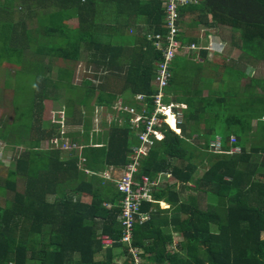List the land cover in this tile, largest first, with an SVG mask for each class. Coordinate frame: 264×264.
I'll list each match as a JSON object with an SVG mask.
<instances>
[{
	"label": "trees",
	"instance_id": "16d2710c",
	"mask_svg": "<svg viewBox=\"0 0 264 264\" xmlns=\"http://www.w3.org/2000/svg\"><path fill=\"white\" fill-rule=\"evenodd\" d=\"M163 8L164 0H0V42L5 45L0 60L7 57L20 62L30 51L29 64L22 67L26 71L21 75L35 86V96L25 99L26 103L9 101L14 114L0 120V141L15 161L0 185V195L12 194L0 204V264H132L119 242L122 195L114 184H103L101 175L108 167H125L130 162V148L138 141L128 115L122 116L121 125L113 120L106 134L95 132L92 121L97 109L104 117L116 102L138 107L135 94H144L148 112L153 110L151 83L162 57L147 34L166 33ZM178 14L181 24L182 18L191 17L190 29L225 26L237 31V47L252 43L256 49L253 58L264 63V0H192L180 6ZM134 15L145 17L146 29H132ZM71 19L78 22L76 27L68 26ZM179 40L191 44L197 37L192 33ZM82 54L93 69V79L76 99L68 63L77 64ZM36 55L37 64L33 61ZM200 55L204 62L199 64L194 63L193 53L175 56L166 91L179 84L182 71L189 76L200 71L210 77L219 63L206 62L204 50ZM50 64L58 68L54 78L47 72L54 84L44 82L37 72L38 67L51 68ZM60 87L65 95L64 106H60L66 117L65 132L60 120L48 123L51 108L47 103L58 98L45 93ZM211 87L207 81L191 89L183 102L174 101L186 105L180 133L163 124L159 128L162 140L154 141L139 162L136 180L140 175L156 180L162 173L172 180L157 191L154 186L152 192L154 200L166 202L169 209L157 202H143L142 212L155 211L147 221L133 225L132 243L142 252V264H264V101L249 96L229 103ZM203 89H208V96L201 95ZM126 93L132 101L123 100ZM215 95L217 99L210 103ZM14 104L21 108L19 112L12 108ZM211 106L214 114L209 115L206 112ZM25 117L31 119L30 127ZM67 117H73L80 128L72 131ZM16 121L24 128L14 126ZM201 123L207 125L205 130L199 127ZM26 130L29 133L23 140ZM193 135L204 142H188ZM215 136L220 138L219 153L210 151L209 142ZM54 138L59 146L51 143ZM43 141L47 147L42 149ZM65 141L75 147L61 148ZM21 145L22 153L13 159L15 147ZM234 147L240 152L233 155L229 152ZM197 167L203 171L193 178ZM191 183L195 194L187 196ZM85 194L90 197L87 203L82 201ZM167 212L170 219L158 218ZM168 222L172 228L165 230ZM171 231L181 237L173 251L168 250ZM102 235L114 243L104 247ZM116 250H120L118 255Z\"/></svg>",
	"mask_w": 264,
	"mask_h": 264
},
{
	"label": "rangeland",
	"instance_id": "374dc122",
	"mask_svg": "<svg viewBox=\"0 0 264 264\" xmlns=\"http://www.w3.org/2000/svg\"><path fill=\"white\" fill-rule=\"evenodd\" d=\"M3 1V0H2ZM138 7V6H136ZM138 9V8H137ZM207 17V19L210 17L208 13H204ZM140 19H145V17H140V16H135L134 15V20L131 22V27H133L132 29L134 31L138 30L139 27V22L137 20ZM183 19V23L181 25V30L183 28H186L187 26V22L190 21L191 17L190 16H185ZM141 24V23H140ZM78 25V22H76L75 19H71L68 21V26L70 27H76ZM143 29H146V27H144ZM129 33H132L131 31H129ZM193 33V35H195L196 37L199 38V40L202 42H204V40L206 39V44H202L204 47L201 48L202 46H197L199 47V49L195 50L192 49V51L189 54H197L201 49H206L204 51H206L208 54L210 55H206V62H209L211 64H217L219 62V65L215 66L214 68H212L209 76L210 77H206V75L204 73H201L200 71L195 72L196 74L194 75L191 74L190 76L188 75L187 71H182L181 77H183L182 79H177V82H179L178 85H172V89H173V95L172 97L169 96V99L174 102V101H181L183 102V100L185 99V96H187L188 92L191 91V87L193 88H199L202 84L206 83L207 81L209 82V86L212 85L213 87V83L214 81H218V86H216L215 88L217 89L216 91H220L219 94L221 96L225 97V100L229 103H233L234 101H239V100H243L246 97L250 98H254L256 97V99H261L262 101H264V66H263V62L260 60H256L253 58L252 54L256 55V49L255 47H253L252 43H249L247 45V47H243V49H239L236 45L239 44L240 46V40H239V33L233 29H230L228 27L225 26H217L216 28H204L201 27L200 30L197 29L196 32H191L190 31H185L184 36L187 38L189 37L191 34ZM233 42L235 43V46L233 44ZM45 44L49 45L48 43V36H45ZM3 47H5V45L0 42V52H3ZM233 48L236 51L238 49V51L235 54L233 53ZM31 56V52L30 51H26L24 53V57L22 58V60L20 62L15 61V60H11L7 57H4L0 60V66H5L4 68H0V85L2 86V90L6 93V95L1 96L0 95V120H4V119H11L13 116V112L10 108V104L9 101H12V99L14 101H17L19 104H24L26 103L25 99L27 98H31L35 96V86L32 83L30 78H25L24 76L22 77L21 72L26 71L24 68H22L23 66H27L29 64V60L27 58H29ZM86 55L82 54L81 55V61L78 62L77 64H75L74 62H69L68 63V68L73 72V78H72V83L73 85H75L76 87V99L81 98L82 95V90L84 88H87L85 86L87 81H90L93 79L92 76V68L88 67L87 65V61H86ZM34 59V56H33ZM34 62H36L37 64V55H36V59L33 60ZM204 61L203 58L201 57H194V63L199 64V62ZM224 61L228 64V65H223ZM56 64V63H55ZM55 65L51 66V68H46V69H42L38 67L37 72L41 73V77L43 78L44 82L47 83H52L54 84L56 81L51 80L50 78H54L55 74L53 72ZM8 69V70H7ZM50 71V78H47V72ZM238 72H242L244 74V76L240 77ZM251 72L253 74H251ZM180 73V71H179ZM26 74V73H24ZM23 74V75H24ZM58 74V73H57ZM246 75V76H245ZM6 77V79H5ZM195 78H196V82H195ZM238 79V80H236ZM258 79L261 80V82H258ZM232 80V81H230ZM234 82H239V84L234 83ZM255 83V85H254ZM232 85V86H231ZM52 88V87H51ZM47 96H51L53 97L54 95L57 96L58 100L56 102H52L47 103L50 108H51V118L50 121L48 123H52L55 124L57 121L61 120L62 122V129L64 130V132L66 131V117L63 114V108L60 106H64V101H65V95H64V91L62 90V88H56V89H50L45 93ZM208 89H203L202 90V96H208ZM218 95H215L213 100H210V103H214V100L217 99ZM69 98V97H67ZM66 98V99H67ZM125 99H129L131 100V94L126 93L123 96V100ZM5 99H8L6 102L4 101ZM174 99V100H173ZM3 101L5 103H3ZM69 101V100H68ZM125 101V100H124ZM132 101V100H131ZM135 101V100H134ZM254 102V100H252ZM122 107L123 106H127L128 108H132V107H136L134 105L131 104H126L123 101H120ZM29 104V103H28ZM174 104V103H173ZM120 104L119 102H116L112 105V108L114 107H118ZM91 106V105H89ZM17 107L16 104L13 105L12 108ZM254 107L257 108V105L254 104ZM175 111H178L179 107L177 108V106L175 105ZM16 109V108H15ZM36 109V107H35ZM76 109H80L79 106H76ZM21 110V108L17 107L16 112H19ZM235 111L238 110V108H234ZM76 112V111H75ZM207 114L212 115L214 114V110H213V106H211V109H209L207 112ZM87 116V112L85 113ZM75 118L78 117V111L74 114ZM118 116V113L116 112V110H113L111 112H109L107 115H105L104 117L101 116L100 111H95L94 114V118L92 121V128H94L95 132H99V133H105L108 132L109 129V125L110 123ZM67 118H71L68 120V124L70 126V122L74 125L75 123H73L74 118L73 117H67ZM168 118V117H167ZM102 121V122H101ZM167 123L176 130L175 128V124H173L172 120L170 121L167 120ZM184 121L183 116L181 115V123ZM24 122L26 124H29V127L31 126V119L29 117H25L24 118ZM47 122H44V126H49ZM254 124V123H253ZM72 126L71 130H75V129H79L80 125L75 124V126ZM119 125H121V121L119 122ZM17 126V128H24V126H21L17 121L15 122V125ZM207 125H205L204 123H201V125L199 126L202 130H205V127ZM27 127V126H26ZM253 127V126H252ZM188 129V128H187ZM134 135L138 134L140 131L138 129H132ZM214 131V130H213ZM178 132V131H177ZM202 132V131H201ZM29 133L27 130L25 132H23L22 135V139H26V134ZM194 137V139H187L188 142L194 144V145H199L202 144L204 142V139L200 136L199 138H195V136L193 135L192 138ZM219 136H215L214 137V141H210L209 142V146H210V151H212L213 153H219L220 150H216L215 148L211 147V144H217L218 138ZM235 141V138L232 137L230 139V141ZM2 143L0 141V185L2 184V178H4L7 173L10 170L14 169V160H10V155L11 152L9 153V158L7 159V154L5 151L2 150ZM54 145V143H53ZM47 144L45 141L42 142L41 144V148H46ZM218 147V146H217ZM23 145L21 146H16L15 150L13 151V159L15 156L19 155L22 153L23 151ZM221 149V148H220ZM232 151H234V153H231ZM231 154H235V149L231 148L230 152ZM175 162V161H174ZM177 162V161H176ZM205 168V166H204ZM202 169L197 167V171L194 174V177H198L201 173H202ZM259 171V170H258ZM166 181H169L170 179H165ZM193 183H191L189 185V189L187 192V196L192 193L195 194L193 192ZM159 188H163V185H159ZM11 193L7 192L5 196L0 195V204H3V201L6 198H11ZM85 201V200H83ZM214 227V226H213ZM47 232V228L44 229ZM215 230V227L214 229ZM177 237V236H176ZM262 237L264 238V234L262 235ZM177 239H179V237H177ZM37 244L33 245V248L36 249ZM105 247H109V246H105ZM174 248V247H173ZM176 249V248H175ZM120 250H116L115 252H119ZM117 262V260L115 261Z\"/></svg>",
	"mask_w": 264,
	"mask_h": 264
},
{
	"label": "built area",
	"instance_id": "2783aa9c",
	"mask_svg": "<svg viewBox=\"0 0 264 264\" xmlns=\"http://www.w3.org/2000/svg\"><path fill=\"white\" fill-rule=\"evenodd\" d=\"M191 1L192 0H164L163 28L166 29V33L164 35L159 33L147 34V39L152 42L154 48L161 53L162 57L156 65V75L153 81L154 87L157 89L155 96L152 98L155 107L149 116H138L133 120L139 121L141 119L143 121V130L138 134L141 144L140 147L134 151L135 158L133 162L123 168L121 174L117 178H113L109 172L103 173L106 179H116V187L122 195L119 201L120 214L118 216L122 229L119 242L124 244V248L132 264H142V252L132 243L133 225L135 223L141 224L149 219V214L141 211V205L143 202H157L152 195L153 187L157 185V180H150L146 175H140L139 180H136V175L139 172V156L145 154L146 149L153 144L155 138L160 139V136H158L159 131L156 127H161L163 123H167L166 119L169 114L173 118L175 125L179 126L182 124L181 111H174L173 108L175 105L171 102L167 104L164 103V89L168 86L171 77L170 63L175 56L179 55L183 48L188 50L199 49L195 44L183 46L179 40L180 28L178 24V11L180 6L188 4ZM137 99H142V96H137ZM113 109L119 111L123 109L131 113L133 112L132 109L123 108L121 105ZM159 113L165 114L167 116L166 119L160 118ZM59 123L62 124L61 120ZM217 138V144L212 143L211 147L220 150V138ZM230 142L234 143V140ZM51 143H54L55 146H59L60 144L57 138L52 139ZM72 147L75 146L69 145L66 141L61 145V148ZM234 149L236 153L240 152L238 147H234ZM231 153H234V151ZM100 241L104 247L111 246L114 243V241L106 235H102Z\"/></svg>",
	"mask_w": 264,
	"mask_h": 264
},
{
	"label": "crops",
	"instance_id": "0c3cea01",
	"mask_svg": "<svg viewBox=\"0 0 264 264\" xmlns=\"http://www.w3.org/2000/svg\"><path fill=\"white\" fill-rule=\"evenodd\" d=\"M138 22H139V25H138V27H139V29H143L144 27H147V25L143 22L144 21V19H140V20H137ZM77 22V21H76ZM141 23V24H140ZM188 25H189V23H188ZM188 25L186 26V28H183L182 30L180 29V36H184V34L183 33H185V31H190V33L193 31V32H196L197 31V29L196 28H191L190 29V27H188ZM202 26H198V30H200V28H201ZM211 29V28H210ZM207 42H206V39L204 40V42H202V40L200 41L199 40V38L197 37V41L196 42H194V43H191V44H195L196 46H202L201 48H203L204 46L202 45V44H206ZM234 43V42H233ZM191 44H183L182 43V45L183 46H190ZM235 44V43H234ZM192 50V49H191ZM196 50V49H195ZM203 50H206V49H201V50H198L199 52L197 53V54H195V57H201L202 58V56L200 55V52L201 51H203ZM238 51V49L235 51L234 50V48H233V53L232 54H235L236 52ZM206 52V51H205ZM187 54H189V52H188V49H186V48H183L182 49V52H180V54L178 55V56H183V55H187ZM208 53L206 52V55H207ZM208 55H210V54H208ZM204 61H201V62H199V63H203ZM219 63V62H218ZM217 63V64H218ZM226 63V62H225ZM226 65H228L227 63H226ZM50 66H53V65H51L50 64ZM190 71V70H189ZM53 72H54V74L56 75L57 73H58V68L56 67V65H55V67H54V69H53ZM196 74V73H195ZM251 74H253L252 72H251ZM5 79H6V77H5ZM195 82H196V78H195ZM218 81L216 80V81H214V83H213V87H211V89H212V91H214L215 93L217 92L216 90V86H218ZM192 88V90H194V89H196V88H193V87H191ZM167 97H168V99H169V96H171L172 97V95H173V90H168L167 92ZM0 95L1 96H3V95H6V93L2 90V86L0 85ZM8 99H5L4 101L6 102ZM170 100V99H169ZM174 100V99H173ZM3 101V103H5ZM171 101V100H170ZM172 102V101H171ZM184 106L186 107V105L184 104ZM98 110V109H97ZM100 110V109H99ZM106 112V115L109 113V112H111V110L110 111H105ZM93 118H94V116H93ZM122 122V120L121 119H119V120H117V122H118V124H119V122ZM3 143H2V150L3 151H5L4 150V147H3ZM9 153H10V151L8 150V151H6V154H7V159L9 158ZM0 155H1V153H0ZM146 155H143L142 156V158L143 157H145ZM10 160H11V155H10ZM121 171H122V169L121 170H118V169H116L113 173L112 172H110L109 171V167L105 170V172L107 173V172H109L110 174H111V176L113 177V178H117V177H119V175L121 174ZM104 172V173H105ZM90 173V172H89ZM89 173H87V174H89ZM102 176V175H101ZM102 178V177H101ZM169 178V174L167 175V174H165V173H162V174H160V175H158V177H157V185L155 186V189H154V191H157L158 189H159V185L161 184V185H163V187H164V185L167 183V182H169V183H171L172 182V180H169V181H166L165 179H168ZM170 179V178H169ZM107 182H110V183H112V184H114L115 185V183L114 182H112V181H106V180H103V184H105V183H107ZM179 187H181L180 185H177L176 186V190H179ZM175 190V191H176ZM83 200H85L84 202L85 203H87V202H89L90 201V197L88 196V194H85V195H83L82 196V201ZM157 203L159 204V206L162 208V209H169V205H167L166 204V202H164V201H157ZM108 205H110V203H107ZM156 209V208H155ZM153 211H155L153 208H150L149 209V211H146L148 214H149V219H150V217H151V212H153ZM164 214H161V216H159L158 218L159 219H163V220H165V218H168V219H170V214H169V212H167V214H166V216H163ZM168 224H169V222L167 223V225L165 226V230H167V227H168V229H171L172 227H171V225H169L168 226ZM164 227V225H162V228ZM171 234H172V246L171 247H168V250H171L172 249V251H173V249H175L176 248V246L179 244V242L181 241V237L175 232V231H171ZM179 237V239H177V237ZM174 247V248H173ZM116 254H117V252H115ZM118 255V254H117ZM119 260V259H118ZM118 260H117V262H118Z\"/></svg>",
	"mask_w": 264,
	"mask_h": 264
},
{
	"label": "clouds",
	"instance_id": "9594fccd",
	"mask_svg": "<svg viewBox=\"0 0 264 264\" xmlns=\"http://www.w3.org/2000/svg\"><path fill=\"white\" fill-rule=\"evenodd\" d=\"M163 12H164V8H163ZM180 20H181V17L179 16V14H178V24H179V28L181 29V23H180ZM163 21H164V17H163ZM163 23V22H162ZM188 23L189 22H187V25H188ZM162 26H163V24H162ZM156 50V49H155ZM157 65V64H156ZM155 75H156V69H155ZM154 78H155V76H154ZM153 81H154V79H153ZM153 81H152V83H151V86L154 88V94L152 95V96H150L149 97V103L150 104H152L153 105V109H154V107H155V105H154V103L152 102V98H153V96H155V94H156V92H157V89H155V87H154V83H153ZM168 86H169V83H168ZM168 86L164 89V94H165V97H164V103H170L171 101L168 99V97H167V88H168ZM142 96V99H137V96ZM134 100H135V102H136V105H138V107H132V108H128L127 106H123V108H128V109H132L133 110V112L131 113V112H129L128 110H123L122 109V111L120 110H116V112L118 113V116L114 119V120H119V119H121L122 120V122H123V118H122V116L123 115H128L129 116V123H130V126H131V129H138L140 132L143 130V121L140 119L139 121H133L136 117H138V116H149L150 115V113L153 111H151V112H148V109H147V101H145L146 100V96L144 95V94H135L134 95ZM165 99H168L169 101L168 102H166L165 101ZM171 103H174V105H176L177 106V108L179 107V109H178V111L180 110L181 111V113H182V111L186 108L185 106H184V104H182V103H176V102H171ZM119 104L121 105V103L119 102ZM122 106V105H121ZM183 106V107H182ZM113 109V108H112ZM114 110V109H113ZM173 110L175 111V108H173ZM159 115H160V118H162V119H166V115L165 114H161V113H159ZM170 115V114H169ZM183 115V114H182ZM102 122V121H101ZM122 122H121V124H122ZM163 124H166L167 126H168V128L170 129V130H172L173 132H175L176 134H179L180 133V129H179V126H177V125H175V128H177V130H175L174 128H172L170 125H168L167 123H163ZM142 126V127H141ZM159 128L160 127H156V129L159 131ZM176 131H178V132H176ZM139 132V133H140ZM138 133V134H139ZM138 134H136L135 135V137H136V139H137V141H138V143L136 144V145H133V146H131V148H130V151H131V153H130V156H129V159H130V162L128 163V164H130V163H132L133 162V160H134V158H135V150L137 149V148H139L140 147V144H141V141H140V139L138 138ZM158 136H160V139H154V141H160V140H162V138H163V135H162V133L159 131V134H158ZM151 146V145H150ZM149 146V147H150ZM149 147L146 149V152H145V154L144 155H146L147 154V152H148V149H149ZM239 153V152H238ZM235 154H237L236 152H235ZM142 156L143 155H140L139 156V162H140V160L142 159ZM127 164V165H128ZM126 165V166H127ZM125 166V167H126ZM125 167H123V168H125ZM139 167V166H138ZM123 168H115V167H109V171L110 172H114L116 169H118V170H121V169H123ZM86 173H89V171H86ZM138 174V173H137ZM102 178H103V180H108V181H112V182H114L115 183V185H114V188L118 191V189H117V187H116V179H106L104 176H103V174H102ZM119 192V191H118ZM120 193V192H119ZM121 200V199H120ZM107 206H110V205H107ZM119 206H120V203H119ZM101 237V236H100ZM101 242V241H100Z\"/></svg>",
	"mask_w": 264,
	"mask_h": 264
},
{
	"label": "bare ground",
	"instance_id": "6f19581e",
	"mask_svg": "<svg viewBox=\"0 0 264 264\" xmlns=\"http://www.w3.org/2000/svg\"><path fill=\"white\" fill-rule=\"evenodd\" d=\"M169 119H170V121L172 120V122H173V124H174V121H173V118L171 117V115L168 116L167 120H169ZM176 130H177V128H176ZM176 132H177V131H176Z\"/></svg>",
	"mask_w": 264,
	"mask_h": 264
}]
</instances>
